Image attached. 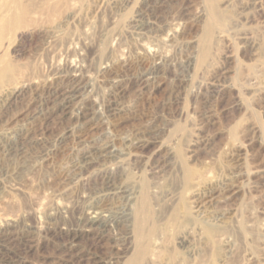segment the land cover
Instances as JSON below:
<instances>
[{
  "label": "rangeland",
  "instance_id": "rangeland-1",
  "mask_svg": "<svg viewBox=\"0 0 264 264\" xmlns=\"http://www.w3.org/2000/svg\"><path fill=\"white\" fill-rule=\"evenodd\" d=\"M144 244L264 264V0H0V264Z\"/></svg>",
  "mask_w": 264,
  "mask_h": 264
},
{
  "label": "bare ground",
  "instance_id": "bare-ground-1",
  "mask_svg": "<svg viewBox=\"0 0 264 264\" xmlns=\"http://www.w3.org/2000/svg\"><path fill=\"white\" fill-rule=\"evenodd\" d=\"M213 6V5H212ZM211 6L210 10H211V13H212V16H211V20H216L217 19V11ZM215 7V6H214ZM12 93V92H11ZM3 95V94H2ZM107 150V149H106ZM229 182V181H228ZM225 183V182H224ZM224 183H222L224 185ZM221 184V185H222ZM226 186V185H225ZM225 188H229L228 190L232 189L233 188V185L232 183H228V185L225 187ZM224 189V188H222ZM197 190V189H196ZM227 190V189H226ZM234 190V189H233ZM200 192V191H199ZM198 197V196H197ZM225 197V196H224ZM227 198V197H226ZM132 199H133V196L131 194H128L126 196V201H127V208H126V212L124 211L125 213V218H131L132 216V211H131V202H132ZM200 210V209H199ZM201 211V210H200ZM195 213H198V212H195ZM194 213V214H195ZM199 214V213H198ZM203 214V213H202ZM88 218H87V221L88 223L90 224V227H97V228H102V227H105L106 224L108 223L109 218L107 215H105L103 212H100V211H96V210H89L88 211ZM122 216V215H121ZM192 216V215H191ZM208 216V215H207ZM203 217V216H202ZM189 218H193L192 217H189ZM198 218V217H197ZM195 219V218H194ZM210 219V218H208ZM207 220V219H206ZM212 219H210L209 221H211ZM194 221V220H193ZM199 221V220H198ZM203 221V220H202ZM208 221V220H207ZM119 222V221H118ZM111 223V221H110ZM120 223V222H119ZM115 224H118V223H115ZM199 224V223H198ZM204 225V223H202ZM216 226V225H215ZM204 229V232L205 234L208 236V238L212 239L214 237V234L216 233V231H220L219 229L217 228H214L212 227L211 225H208V224H205V226L202 227ZM184 235V234H183ZM187 237V236H186ZM183 238V237H182ZM182 238H181V241L179 242H182ZM185 238V237H184ZM180 240V239H179ZM186 243V242H185ZM223 244V243H222ZM227 244V243H226ZM223 248V247H222ZM197 249V248H196ZM225 250V249H224ZM132 251V255L130 257V259L128 260L127 264H153L154 260H155V256L156 254L153 253V251L150 249V246L148 247L147 244H144L142 245L141 247L138 246L136 248L133 247V250H130ZM190 251V250H189ZM188 252V251H187ZM130 254V253H129Z\"/></svg>",
  "mask_w": 264,
  "mask_h": 264
}]
</instances>
